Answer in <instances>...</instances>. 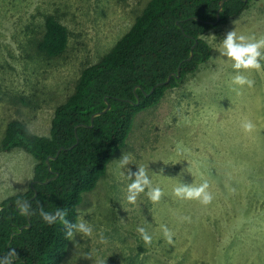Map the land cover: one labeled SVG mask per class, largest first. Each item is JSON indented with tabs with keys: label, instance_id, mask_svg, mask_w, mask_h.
<instances>
[{
	"label": "rangeland",
	"instance_id": "obj_1",
	"mask_svg": "<svg viewBox=\"0 0 264 264\" xmlns=\"http://www.w3.org/2000/svg\"><path fill=\"white\" fill-rule=\"evenodd\" d=\"M147 1L0 0V144L12 119L48 136L81 71L113 48ZM50 15L69 31L58 56L38 46ZM230 30L264 37V0L209 30L211 60L137 114L126 146L78 207L93 235L75 234L62 264H264V59L259 70H239L252 87L233 84L237 70L219 53ZM246 120L251 132L241 127ZM123 155L130 158L125 167ZM36 163L23 149L0 150V202L29 186ZM138 166L162 189L159 202L145 193L127 202V175ZM205 182L210 204L174 194L180 183ZM161 225L174 233L171 244ZM139 227L152 236L150 245Z\"/></svg>",
	"mask_w": 264,
	"mask_h": 264
},
{
	"label": "trees",
	"instance_id": "obj_2",
	"mask_svg": "<svg viewBox=\"0 0 264 264\" xmlns=\"http://www.w3.org/2000/svg\"><path fill=\"white\" fill-rule=\"evenodd\" d=\"M251 1L227 0L220 20L208 23L216 21L220 0H148L113 48L81 71L74 91L57 106L48 136L32 132L19 119L8 122L0 150L23 149L37 163L28 189L0 202V256L15 248L19 258L14 264H62L72 238L59 222L45 223L39 208L63 209L66 219L76 222L84 194L95 189L109 162L126 146L137 114L157 106L169 89L209 61L212 46L205 34L247 10ZM68 43L67 26L48 16L39 48L58 56ZM192 48L194 54L188 59ZM172 72L168 83L159 84ZM106 99L111 108L89 126L92 114L106 107ZM56 155L50 159V170L46 160ZM55 174L56 179L41 183ZM17 201L31 203L30 221L20 214Z\"/></svg>",
	"mask_w": 264,
	"mask_h": 264
},
{
	"label": "clouds",
	"instance_id": "obj_3",
	"mask_svg": "<svg viewBox=\"0 0 264 264\" xmlns=\"http://www.w3.org/2000/svg\"><path fill=\"white\" fill-rule=\"evenodd\" d=\"M261 49H264V37L257 39L254 36H246L237 34L235 30H230L226 33L221 41L219 53L222 57H226L231 61V67L237 70V74L233 76L232 83L239 86L247 85L252 87L254 81L242 75L239 70H249L261 68V59H264ZM241 127L246 132H251L254 125L251 121H244ZM130 163V158L123 155L120 159V166L125 167ZM128 179L131 183L127 186L126 200L130 204H135L138 196L145 193L152 202H159L163 196V191L159 186H153L147 171L144 167L138 166V170L132 172L129 170ZM208 184L202 183L200 185L180 183L174 188V194L180 199L198 200L200 203L207 205L212 202L213 196L207 191ZM147 190V191H146ZM18 210L21 215L30 216L33 214L31 203L28 201H17ZM39 215L45 223L53 225L60 223L64 226L66 236L73 238L75 234L79 233L84 236H92L94 229L93 226L87 223L82 217L78 218L76 222H71L66 219L67 213L65 210L57 208L54 212L45 211L43 207L39 208ZM137 231L146 245L152 243V236L149 235L143 227H139ZM161 231L164 239L171 244L174 233L166 226L161 225ZM19 254L15 248H9L7 253L0 256V264H14L17 262Z\"/></svg>",
	"mask_w": 264,
	"mask_h": 264
},
{
	"label": "water",
	"instance_id": "obj_4",
	"mask_svg": "<svg viewBox=\"0 0 264 264\" xmlns=\"http://www.w3.org/2000/svg\"><path fill=\"white\" fill-rule=\"evenodd\" d=\"M226 1H227V0H220V2H219V8H218L217 13H216V15H217V19H216V21H207L208 23H216L217 21L220 20V18H221V12H222L223 9H224V4H225ZM194 18H196V17H194ZM193 54H194V50H193V48H192L191 53H190V56H189L188 59H191L192 56H193ZM174 74H175L174 72L170 73L169 76H168V78H167L165 81L160 82L159 84H166V83H168V82L171 80V77H172ZM180 74H181V71H180V67H179V68H178L177 76L179 77ZM159 84H157V85H159ZM157 85L154 86V87L151 89V92L154 91V89L157 87ZM138 87H139V86H136V87H135V90H136ZM145 94L148 95L149 93H148V92H145ZM137 98H138V100H139L140 97L137 95ZM111 106H112V105H111L110 101H109L108 99H106V107L103 108L101 111H97V112H95V113L92 114V116H91V123H90L89 126H93L95 118H96L97 116H100V115L104 114L105 112H107V111L111 108ZM80 125H85V126H87V124H80ZM61 149H63V147H61V148L58 150L57 155L59 154V152L61 151ZM57 155H56V156H49V157L47 158V160H46V162L48 163V166H49V169H50V170H52L50 159H55V158L57 157ZM57 176H58V174H55L54 176L48 178L47 180H45V181H41V183H48V182L52 181L53 179H56ZM31 185L33 186V184H31ZM37 193H38L37 190H35L34 197L37 195ZM28 219H29V221H30V216H28ZM29 226H30V223H29L28 225L21 226L19 230L21 231L23 228H25V227H29Z\"/></svg>",
	"mask_w": 264,
	"mask_h": 264
},
{
	"label": "crops",
	"instance_id": "obj_5",
	"mask_svg": "<svg viewBox=\"0 0 264 264\" xmlns=\"http://www.w3.org/2000/svg\"><path fill=\"white\" fill-rule=\"evenodd\" d=\"M211 60V58L209 59V61ZM201 78H205V79H207L206 78V76H205V74L204 75H202V76H200L199 78H198V81H200V80H202ZM0 174H1V172H0ZM30 180V181H29ZM28 180V182H29V184L28 185H30V183H31V177H30V179ZM29 187V186H28ZM28 187H26L25 188V190L24 191H26L27 189H28ZM24 191H22V192H24ZM15 193H17V192H15ZM20 193V192H19Z\"/></svg>",
	"mask_w": 264,
	"mask_h": 264
}]
</instances>
